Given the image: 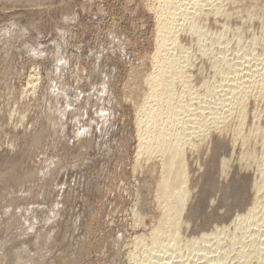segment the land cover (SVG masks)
<instances>
[{
  "label": "rangeland",
  "instance_id": "374dc122",
  "mask_svg": "<svg viewBox=\"0 0 264 264\" xmlns=\"http://www.w3.org/2000/svg\"><path fill=\"white\" fill-rule=\"evenodd\" d=\"M162 1L0 0V264H146L153 249L157 264H264V0L176 8L190 193L177 238L151 243L169 209L135 120ZM243 86L246 114L217 127Z\"/></svg>",
  "mask_w": 264,
  "mask_h": 264
},
{
  "label": "bare ground",
  "instance_id": "6f19581e",
  "mask_svg": "<svg viewBox=\"0 0 264 264\" xmlns=\"http://www.w3.org/2000/svg\"><path fill=\"white\" fill-rule=\"evenodd\" d=\"M206 1L207 0H176V1L175 0H163L162 2L163 3L165 2V4H166L165 6L162 3L160 5L157 3L159 6H157L156 4H155L156 6H154V9L157 10V11H155V12H157V17H156L157 18V24H156V26H157V31H158V34H157V50H156L157 56L155 57L157 59L156 60L157 63L155 62L156 63L155 70L153 72H151L150 74L148 73L149 75L146 74V77L148 76V78H146V81L150 85V89H149L150 91L148 90L149 92L147 93V96H144L146 98V100L143 102V104L140 106L138 105L137 117H136L135 121H136V126H137V132L139 133L138 134L139 135V137H138L139 138L138 154L140 155L144 152V153H148V157L153 156V157L159 158V161L161 164V169H160L161 177L158 180L156 192H157V196L163 199V204L165 205L164 207H167L169 209L168 214L165 215L166 217L164 219L162 218L160 220V221H162V223L160 224L161 226L157 225L158 227H156L155 229H152L153 231L150 232L151 233L150 236L152 239L151 243H152L153 247L156 248V250L159 246L161 249V245L164 242V241L162 242V239H161V236H163L162 234H171L172 235L171 238L172 237L177 238V236L179 235L178 230H179L180 222H181L180 217L186 208V205H187L186 200L188 199L187 197L190 193L189 190H187L188 189V187H187V183H188L187 165L188 164L186 162L187 159L185 160V155H186L185 150L189 144H190V146L191 145L194 146V144H195L194 142H192L193 137H195L194 136L195 134L193 132L196 131L194 129V125H193V127L191 126L192 129H191V134H190V133L185 132V130H184L185 128L180 126L181 125L180 123H179V125L176 123V120L178 121L179 117H181L180 115L178 116V114L182 113V112H180V110L185 108V104L180 103V101L174 99L175 98L174 96L176 94L175 84L177 83V80H179L177 78L179 77L180 72L182 71V69H184L187 66V65L184 66V64L180 63L181 59H180V62L178 61L179 59H177V60L175 59L174 55L177 52L173 53V49L174 48L176 49V47L180 45V44H178L179 32L181 29H184L183 26H179V25H183V24H181L179 21H177L180 19H178V16H177L178 10L176 8H178L179 11H180V9L186 10L182 14H185V13H186V15L188 14L186 17L189 19V17L192 16L193 12H195L199 8H202L201 7L202 4L204 5V3H205V5L206 4L208 5V2L206 3ZM158 2H159V0H158ZM178 4H180V5L178 6ZM213 4H214V2H213ZM218 11H220V10H218ZM180 14H181V11H180ZM200 26L201 25L198 24L197 20H195V21L193 20L190 23V26H187V27H189L188 29H190L191 31H194L195 33H197L198 31L199 32L201 31L202 26L201 27ZM177 48H179V47H177ZM175 49H174V52L177 50V49L176 50ZM178 50H180V49H178ZM181 50L183 51V53L187 52V50L185 49L184 46ZM155 58H154V60H155ZM222 59H221V61H222ZM215 64H216V62H215ZM215 64L213 66H215ZM217 65L218 64H216V67H217ZM217 68H218L217 70H219V67H217ZM216 72H218V71H216ZM180 76H182V75L180 74ZM263 83L261 86H264ZM259 85H260V83H259ZM248 86H250V85H248ZM234 88H236V87L234 86ZM234 88L232 86V88H230V89L233 90ZM240 88L238 87V90ZM249 90L245 89V87H244V89L241 91L239 90V92L233 91L234 97L233 96H230V97H233L232 102L234 100V103L233 104L230 103V106H229L230 108H228L229 111H231V113L224 114L225 112H227V110H226L227 107L225 106L226 108L225 107L224 108L226 111L224 110L225 111L224 113L221 112L223 114H220V113L214 114V118H210V119H213V121L214 120L216 121L217 127L221 128L222 126L225 125L226 122L230 124V122L228 121L230 117H233V118L234 117L235 118L244 117V115L242 117H241V115L244 113L243 110L245 108L246 96L251 91V90L250 91ZM258 91L262 92V90H258ZM228 92H230V91L228 90ZM254 93H253V95H254ZM233 94H231V95H233ZM235 95H236V97H235ZM257 95H259V94H257ZM226 96H227V99H229V100L231 99L230 97L228 98V95H226ZM248 96H249V94H248ZM176 97H178V96H176ZM226 103H228V102L226 101ZM246 103H247V101H246ZM226 105H228V104H226ZM215 112L217 113V111H215ZM255 112H257V111H255ZM209 114H207V115H209ZM244 114H246V113H244ZM211 116H213V113ZM198 117H200V116H198ZM205 122H207V121L205 120ZM211 123H213V122L211 121ZM258 127L256 128L257 130L259 129ZM251 128H253V127H251ZM254 128H253V130L255 131L256 129H254ZM263 128H262V131L264 132ZM199 131H202V130L199 129ZM199 131H197V132L199 134H201ZM206 131H207V128H206ZM237 131H239V130H236V132ZM236 132H234L235 133L234 135L237 134ZM205 133H208V132H205ZM238 133H240V131ZM250 133L251 132L249 130L248 136H250L249 135ZM248 136L245 135L244 137L246 138ZM195 142H198V141H195ZM243 142H244V140H243ZM251 150L254 152L253 155L255 157V151L253 149H251ZM246 152H247V150H244V154ZM249 152H251L250 149H248V153ZM253 152H251V153H253ZM245 155L247 156V154H245ZM261 158H259V159H261ZM254 160H255V158H254ZM223 164H224V162H223ZM263 164H264V162H263ZM263 164L261 165V162L259 163V165H261V166H263ZM261 166L259 167V169L261 168ZM225 167H226V165H225ZM259 171H262V168ZM259 173H263V172H259ZM259 175L261 177V174H259ZM262 178H261V180H262L261 183L258 181L259 184L257 183L255 186L257 193L264 190L263 189L264 188V174H263ZM255 182H257V180ZM256 197H258V195H256ZM162 199H161V201H162ZM259 199H260V197H259ZM167 236H169V235H167ZM205 236H206V233H205ZM205 236H203V238ZM200 237H201V235H200ZM203 238H202V240H204ZM202 240H200V241L203 243ZM201 244H199L198 246L200 247ZM165 246L166 245H164V247ZM202 246H203V244H202ZM202 246H201V248H202ZM166 248H167V246H166ZM204 248H205V246L203 247V250H204ZM153 251L154 252L150 256H146V260H147L146 264H148V263L149 264H157L160 262L159 260H161L162 257L161 256L159 257V255H158V254H160L157 252L159 250L155 251L153 249ZM161 251H159V252H161ZM206 252L207 251H205V250H204V253L199 252L200 256L202 255V257H204L203 255H205ZM199 253H198V255H199ZM207 256H208V254H207Z\"/></svg>",
  "mask_w": 264,
  "mask_h": 264
}]
</instances>
